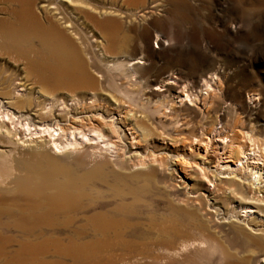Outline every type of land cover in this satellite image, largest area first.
I'll list each match as a JSON object with an SVG mask.
<instances>
[{
  "label": "rangeland",
  "instance_id": "rangeland-1",
  "mask_svg": "<svg viewBox=\"0 0 264 264\" xmlns=\"http://www.w3.org/2000/svg\"><path fill=\"white\" fill-rule=\"evenodd\" d=\"M23 4L21 28L60 58L50 66L87 61L97 80L74 94L71 85L54 84L55 118L113 119L122 140L111 150L104 141L87 142L83 153L47 156L36 152L39 140L2 141L0 264H264V204L261 215L246 213L244 203L253 171L261 174L256 194L264 199V0H0V31ZM35 81L25 60L0 51L7 107V93L17 92L42 104ZM75 94L83 103L73 102ZM131 109L150 136L133 129ZM25 110L36 124H55ZM214 127L230 137L238 132L235 146L246 144L247 154L252 143L244 133H254L262 148L246 162L219 137L208 153L192 144ZM181 158L191 162L187 172ZM237 161L252 170L235 173Z\"/></svg>",
  "mask_w": 264,
  "mask_h": 264
},
{
  "label": "bare ground",
  "instance_id": "bare-ground-1",
  "mask_svg": "<svg viewBox=\"0 0 264 264\" xmlns=\"http://www.w3.org/2000/svg\"><path fill=\"white\" fill-rule=\"evenodd\" d=\"M27 7H29V4H23L22 10L13 11L12 14L16 16L17 19L16 21L14 20L15 22H3L2 30L0 31V51L13 52L17 57L26 61V64L28 65V73L36 79L35 84L40 86L41 94L39 95L42 99V104L36 105V103H33L30 98V100L28 99L29 101H26V99L23 100V94H20V92H17V94L7 93L8 98L11 99L10 102L8 101L7 103L8 107L3 101L0 100V164L4 163V159H7L8 157V151L5 149L6 145H4L2 141L13 144L15 139H19L20 142V140L22 141V138L19 137L21 135L25 137V141H22L23 143H26L28 141L34 143L35 140H39L37 143L36 152L46 156L48 152L57 154L56 150L61 152L74 150L77 154L83 153L87 148V145H85V143L87 142L100 143V141H104L106 142L108 150L113 149V146L117 145L116 143H113V140L115 138L122 140L121 126L119 125V122L117 123V121L113 119H111L110 121H106L104 120V118L100 117V119L89 118L87 119L89 120V123L86 124V119H82L80 117L81 114H73L69 119L68 116L70 115V113L62 115L60 119L55 118L53 107L55 104H57V97L56 95H53L51 92H49L53 88L57 89L56 86L54 87V84L61 85L59 86V88L65 87V85H71L70 87H68V89L74 94V91L79 89L95 88V86H97V83H95V81L97 80L93 79L90 75L91 73L89 72V64H87V61H78L69 69H56L50 66V63H57L60 61L57 52L50 49L47 41L42 38L33 37L31 34L26 33L25 30L21 28L23 23L22 17L23 15H25L24 9H26ZM121 66L125 67V65ZM180 81L181 80L176 81L178 87L181 86ZM205 82L207 90L211 91L212 86L209 84V81L205 80ZM16 95L21 96L20 98L21 100H23L21 104H19V101L15 100L17 98L15 97ZM183 95L186 97V100L193 102L192 96L187 91V86H184ZM93 96L94 97L92 99L95 100V103L100 101L99 97L96 96V93L93 94ZM111 97L115 103H118V100L115 96L111 95ZM72 98L73 102L77 101V103H83L81 99L77 98L76 94L72 95ZM46 102H50L52 105L50 109L51 111L48 114H46V112L48 111ZM86 106L88 105H83L82 108L84 109ZM91 106L93 107V105ZM26 108L30 111H34V109H37L36 115L37 117L41 115V122L48 123L49 121H53L55 122V124H36L34 122V119L30 115H25ZM2 109L4 110L3 112H1ZM126 117L130 118V120L135 119L133 129L136 130L137 133L140 132L143 138L151 135L152 130L143 124L141 116H136L132 109L127 112ZM6 120L11 123H7ZM71 121H74V124H71L70 126L62 125L63 122ZM93 121H96V123H93ZM55 127H57V129H55ZM217 132L218 131L215 127L210 131L205 130L201 136L194 137L192 144L204 146L206 152L208 153L210 145L214 144V138L219 137L218 139L220 142L218 141V143L222 144L224 150H226V147L229 148L231 150L230 154H233L234 151H237L241 154V158L246 159V162L249 159V156L254 155L256 150H261L262 148V144H260L255 139L254 133L252 134L251 132H247L243 134V138H246L247 141L252 143V147L249 152L250 154H247L246 144L235 146V142L241 138L238 132H235V130H231L230 132H232L231 134H233L232 137H230L231 135L229 134V131H221L220 133ZM208 135L212 137L209 138L207 137ZM29 136L30 139L28 140ZM36 136L37 138H34ZM78 136L81 137V141L78 140ZM57 138H59V140ZM63 139L67 140L64 141ZM229 139L230 143L226 144V141ZM215 145H217V142ZM80 147H82V149H80ZM89 147L94 146L89 145ZM45 152L47 154H45ZM236 159L239 160L240 157H236ZM156 161L159 162L160 160ZM228 161L235 162V160L232 159H229ZM236 163L239 164V170H236L235 173L242 172L246 169L252 170L249 166L246 167L242 162L239 163L237 161ZM255 163H258L259 165L262 164V162L260 161H253L252 165ZM178 165H180L185 170V172H187V167L191 165V162H189L185 158H181V160L179 159L178 161ZM197 170L203 175V177L208 178L205 174L206 170L204 169V167L198 166ZM6 174L3 176L1 175L0 183H4L6 181ZM220 174L223 173L220 172ZM248 175L249 179L247 180L250 181L252 190L250 191L251 196L246 202H244L246 203V213L261 214V210L263 208L261 206H263L264 204V199L259 198L256 194V189L261 190L260 187H257V184L259 185L261 183V174L260 172L253 171L252 174ZM238 182L243 183L241 180H235L234 184H238ZM242 188L244 189V184H242Z\"/></svg>",
  "mask_w": 264,
  "mask_h": 264
}]
</instances>
